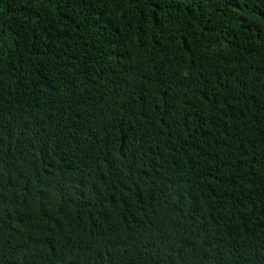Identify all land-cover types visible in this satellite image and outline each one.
I'll use <instances>...</instances> for the list:
<instances>
[{"label": "trees", "instance_id": "1", "mask_svg": "<svg viewBox=\"0 0 264 264\" xmlns=\"http://www.w3.org/2000/svg\"><path fill=\"white\" fill-rule=\"evenodd\" d=\"M0 264H264V0H0Z\"/></svg>", "mask_w": 264, "mask_h": 264}]
</instances>
